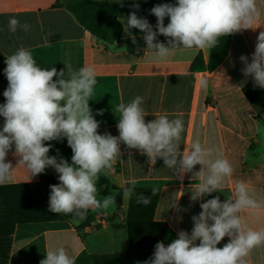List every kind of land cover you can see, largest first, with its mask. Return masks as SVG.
Returning <instances> with one entry per match:
<instances>
[{
  "label": "crops",
  "instance_id": "crops-1",
  "mask_svg": "<svg viewBox=\"0 0 264 264\" xmlns=\"http://www.w3.org/2000/svg\"><path fill=\"white\" fill-rule=\"evenodd\" d=\"M68 1L74 0H0V29H3L0 30V54L6 58L24 46L31 49L38 66L63 69L66 75V66L73 70L94 66L97 84L89 107L100 122L98 133L119 136V114L113 110L118 104L141 96L148 114L146 122L160 115L183 120L180 151L199 141L205 148L216 149L213 158L221 155L227 158L234 173L225 181L222 192L192 201L191 185L198 182L193 173L200 171V165L194 167L193 173L176 175L166 169L162 159L150 165L146 155L121 144L120 158L107 176L102 175L107 183L101 184L100 179L97 182L101 197L106 185L109 190L105 195L120 192V210L116 204L108 210H89L86 224L71 214L59 219L19 223L12 236L8 264H40L47 251L59 247L66 249L75 264H143L152 257L158 242L157 227L153 223L164 225L162 242L171 243L180 230L191 232L192 217L202 211L201 203L215 196L223 202L238 180L245 181L249 194L264 204V89L254 87L252 78L243 75L244 65L240 60L244 55L251 62L257 37L264 31V0H256L260 15L253 29L225 36L215 48L177 50L164 60L154 59L146 50L144 33L139 29L125 31L128 15L120 18L121 34L112 42H105L84 29L65 7ZM95 1L127 4L129 14L134 10L133 3L139 4L137 15L146 18L154 31L157 18L150 10L157 4L177 3V0ZM10 17L27 22L30 31L9 32ZM169 22L170 18L166 17L165 26ZM167 39L157 36L165 44ZM201 80L208 81L207 87L201 86ZM7 86L4 71L0 69V104L6 102L3 92ZM99 110H103V115H97ZM3 124L4 118L0 117V130ZM13 152L14 148L6 156V162L15 168L20 158ZM48 155L72 163L62 154L49 151ZM12 176L10 182L0 186L40 181L37 175L28 182L29 174L23 167L14 169ZM132 186L136 193L135 205L131 208L132 197L123 199L122 193L124 188ZM153 188L158 189L156 195H152ZM141 194L150 197L151 203H137ZM175 200L179 210L170 207ZM241 215L247 227L264 230V210L258 218L247 211ZM129 217L147 222L146 232L134 240L135 250L128 231ZM229 239L223 240L228 243ZM247 259L249 264H264V245L253 249Z\"/></svg>",
  "mask_w": 264,
  "mask_h": 264
},
{
  "label": "clouds",
  "instance_id": "clouds-1",
  "mask_svg": "<svg viewBox=\"0 0 264 264\" xmlns=\"http://www.w3.org/2000/svg\"><path fill=\"white\" fill-rule=\"evenodd\" d=\"M126 18L125 31L139 29L146 42V50L156 60L167 59L177 50L212 49L221 37L244 29H253L259 18L256 0H177V3L155 5L150 14L157 18L156 30L146 18L137 15L139 4ZM170 22L165 26V18ZM27 22L10 17L7 29L11 33L30 31ZM3 30V29H0ZM158 35L167 44L157 40ZM243 75L251 77L254 87L264 89V31L257 37L251 62L241 55ZM4 75L8 86L3 92L6 102L0 104V117L4 118L0 130V184L13 179V170H27L28 182L49 167L58 173L59 184L50 185L48 210L57 215L71 214L83 221L89 210H108L116 204V195L101 197L97 182L107 176L121 156L120 145L146 155L148 163L155 165L162 159L166 169L176 175L193 173L198 182L191 185L192 201L201 200L213 192L223 191L225 181L232 177L234 167L222 155L213 158L216 149L205 148L199 141L180 151L184 122L166 115L146 122L148 115L142 106L143 97L136 96L128 103H120L113 110L118 115L119 136L100 134V122L95 119L89 101L97 84L96 69L87 65L79 70L66 66V72L55 67L41 68L30 48L20 46L5 59ZM56 77L57 79H53ZM202 87L208 81L201 80ZM97 115H103L99 110ZM67 139L72 150V163L64 158L49 156L52 145L46 141ZM14 148L19 157L17 166L6 162ZM158 189H152L156 195ZM135 194L134 186L123 189V199ZM178 200V199H177ZM177 200L170 207L179 210ZM137 203L148 205L151 198L141 194ZM202 211L192 217L191 232L180 230L177 238L165 245L157 242L154 253L143 264H249L251 251L264 245V230L247 227L242 212L259 217L264 204L249 194L243 180L234 183L231 194L221 202L219 196L200 204ZM229 242L217 245L225 238ZM199 241V244H196ZM40 264H75L64 247L47 251Z\"/></svg>",
  "mask_w": 264,
  "mask_h": 264
},
{
  "label": "trees",
  "instance_id": "trees-1",
  "mask_svg": "<svg viewBox=\"0 0 264 264\" xmlns=\"http://www.w3.org/2000/svg\"><path fill=\"white\" fill-rule=\"evenodd\" d=\"M64 5L88 33L105 42H112L121 34L122 23L120 18L129 15L127 4L99 3L95 0H74L68 1ZM222 38H220V41ZM5 59L0 54V69L3 71L6 67ZM49 143L52 145L50 149L52 153L62 154L71 161L73 153L67 144L66 138L45 142L46 145ZM39 175V182L0 186V264L9 263L12 236L17 224L65 217L64 214L57 215L48 210L49 186L60 183L58 173L49 167L44 173ZM100 182L105 184L107 180L101 175ZM113 188L118 190L116 186H113ZM108 190L109 186L106 185L102 194L105 195ZM134 199L135 194L132 196L131 208L135 205ZM121 204L122 197L119 192L116 199L117 210H120ZM89 218L90 216L87 215L84 224L88 222ZM146 223L143 220L128 218L127 224L132 250H135L134 240L136 241V236L143 235L146 232ZM152 225L157 227L158 242L162 241L164 225L156 223ZM224 244L226 243L222 240L217 247L222 248Z\"/></svg>",
  "mask_w": 264,
  "mask_h": 264
}]
</instances>
